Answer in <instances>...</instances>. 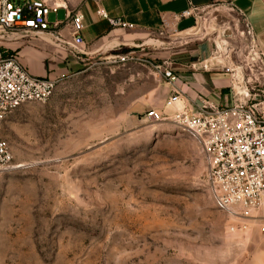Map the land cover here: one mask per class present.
I'll return each mask as SVG.
<instances>
[{
	"label": "rangeland",
	"instance_id": "1",
	"mask_svg": "<svg viewBox=\"0 0 264 264\" xmlns=\"http://www.w3.org/2000/svg\"><path fill=\"white\" fill-rule=\"evenodd\" d=\"M114 28L88 50L85 71L0 128L13 153L0 183V264H264V209H219L197 139L145 118L171 114L165 79L147 62L111 60L221 57L264 101V45L252 49L227 5L184 32Z\"/></svg>",
	"mask_w": 264,
	"mask_h": 264
},
{
	"label": "built area",
	"instance_id": "2",
	"mask_svg": "<svg viewBox=\"0 0 264 264\" xmlns=\"http://www.w3.org/2000/svg\"><path fill=\"white\" fill-rule=\"evenodd\" d=\"M59 8V4L50 5L47 0H0V128L8 115L22 105L48 101L63 81L62 76L32 75L16 53L3 49L2 42L52 33L54 39L62 43L60 35L53 31L59 22L52 24L49 21V14L57 13ZM203 10L191 6L180 16L193 17L197 22ZM99 14L108 19L112 27L133 28L121 18H111L100 11ZM68 18L74 29L73 42L67 44L68 49L71 53L83 55L85 52L80 48L84 44L83 15L68 13ZM243 21V33L255 49L260 46V41L251 23L247 19ZM133 54L134 51L115 54L111 60L121 64L147 62L173 88L166 106L172 113L165 115L162 111L151 109L146 112L145 118L149 123L170 121L197 139L206 159L207 179L216 206L224 212L246 216L264 209V101H257L250 94L239 75L240 68L222 62L213 66L221 68L231 77L235 99L231 105L215 107L202 100L200 104L194 102L192 107H187L182 103V98L187 97V86L185 83L178 84L179 77L171 68ZM12 167L10 143L0 135V183Z\"/></svg>",
	"mask_w": 264,
	"mask_h": 264
},
{
	"label": "crops",
	"instance_id": "3",
	"mask_svg": "<svg viewBox=\"0 0 264 264\" xmlns=\"http://www.w3.org/2000/svg\"><path fill=\"white\" fill-rule=\"evenodd\" d=\"M17 2L24 0H15ZM52 5H60L57 13L49 14L52 24L59 22L53 31L57 32L62 40L58 43L52 33H45L41 37H31L20 41H3V49L16 53L28 71L40 77L71 78L85 71L88 55L93 47L102 39L119 29L112 27L105 17L121 18L133 28L149 33H161L166 30L184 32L191 29L196 22L193 17L180 15L197 6L202 9L227 5L236 11L242 19H247L259 41L264 45V0H47ZM78 12L83 15L84 29L82 36L84 44L80 48L83 55L71 53L67 44L73 42L74 29L68 18V13ZM216 64L225 59H215ZM213 60H170L167 66L179 77L178 84L185 83L187 97L182 103L187 107L208 101L215 107H225L234 102L231 89V77L221 68L209 65ZM166 65V64H165ZM169 92L173 88L169 85ZM170 113L172 111L169 110Z\"/></svg>",
	"mask_w": 264,
	"mask_h": 264
},
{
	"label": "water",
	"instance_id": "4",
	"mask_svg": "<svg viewBox=\"0 0 264 264\" xmlns=\"http://www.w3.org/2000/svg\"><path fill=\"white\" fill-rule=\"evenodd\" d=\"M228 35H229L228 31L227 30H223V31H221L219 33L218 37H220L222 39H227L226 36H228ZM240 35H242V34L240 33Z\"/></svg>",
	"mask_w": 264,
	"mask_h": 264
}]
</instances>
